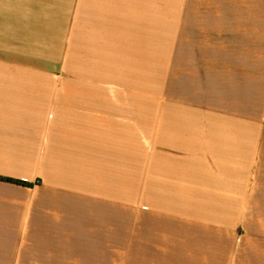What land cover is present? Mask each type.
Here are the masks:
<instances>
[{"label":"crops","instance_id":"0c3cea01","mask_svg":"<svg viewBox=\"0 0 264 264\" xmlns=\"http://www.w3.org/2000/svg\"><path fill=\"white\" fill-rule=\"evenodd\" d=\"M159 58L181 81L160 126L96 78ZM0 175L31 183L0 179V264H111L129 201L192 225L150 227V264H264V0H0ZM207 233L230 242L173 238Z\"/></svg>","mask_w":264,"mask_h":264},{"label":"rangeland","instance_id":"374dc122","mask_svg":"<svg viewBox=\"0 0 264 264\" xmlns=\"http://www.w3.org/2000/svg\"><path fill=\"white\" fill-rule=\"evenodd\" d=\"M165 22H159V25H164ZM159 39H164V35L159 36ZM164 43L159 44V55H164ZM91 61V60H90ZM142 61V60H141ZM157 63L156 73H148L147 67L142 65L141 67L133 66L132 60H125L124 68L110 67V74L101 75L98 74V79L104 78V81L110 83L119 84L122 86V91L125 94V98H140L143 100L151 99L157 101L158 109V121L159 126L164 124L165 115H166V100L181 98V81L180 76L176 74H167L166 69V60L165 58H159ZM76 69L75 74H70V63H67V69H64L62 74L63 84L69 85L71 82H85L86 81V59H78L75 64ZM91 74H93V65L90 64ZM95 71V70H94ZM100 71V70H99ZM95 73V72H94ZM96 76V75H95ZM92 77V76H91ZM90 77V78H91ZM170 83V93H168V84ZM68 93V91H67ZM164 142L163 136L158 137V145ZM144 150V149H143ZM147 159L148 155H142V180L143 184L145 178L147 177ZM127 185L132 182L133 176L132 172H126ZM132 190V188H131ZM129 191V187H127ZM143 196L144 199V187H143ZM146 203L133 202L129 201L124 206L119 204V206L111 205L109 210L120 212L123 210L125 214V230L126 233L123 236L122 234L117 235L115 227L117 226V220H110V236H109V246L110 250V263L111 264H150L149 256L151 251L143 247L144 249L136 250L134 248L135 243H149L151 239L155 236L150 235V227L152 226H192L191 224H185L182 222H177V220H166L160 218L159 214H151L148 209H145ZM122 223L120 221V227ZM136 228H143L142 231L136 233ZM121 231V230H120ZM210 231V230H206ZM106 239V236H103ZM174 241L180 242H203V243H229L230 236L228 235H214V234H205V235H175L173 236ZM125 239L126 250L119 251L112 248H117L118 242H122ZM105 246V244H104ZM140 246V245H139ZM94 255L93 264H100L101 260V251L94 250L91 252ZM90 264V263H89Z\"/></svg>","mask_w":264,"mask_h":264},{"label":"trees","instance_id":"16d2710c","mask_svg":"<svg viewBox=\"0 0 264 264\" xmlns=\"http://www.w3.org/2000/svg\"><path fill=\"white\" fill-rule=\"evenodd\" d=\"M0 179L5 180V181L19 183V184L31 185V183L28 181L17 179V178H12V177H7V176H3V175H0Z\"/></svg>","mask_w":264,"mask_h":264}]
</instances>
